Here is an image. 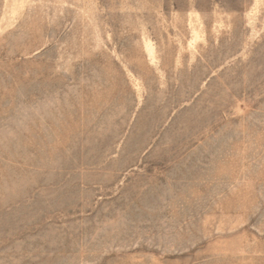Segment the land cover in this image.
Segmentation results:
<instances>
[{"label":"rangeland","instance_id":"rangeland-1","mask_svg":"<svg viewBox=\"0 0 264 264\" xmlns=\"http://www.w3.org/2000/svg\"><path fill=\"white\" fill-rule=\"evenodd\" d=\"M264 264V0H0V264Z\"/></svg>","mask_w":264,"mask_h":264},{"label":"bare ground","instance_id":"bare-ground-1","mask_svg":"<svg viewBox=\"0 0 264 264\" xmlns=\"http://www.w3.org/2000/svg\"><path fill=\"white\" fill-rule=\"evenodd\" d=\"M259 264V263H258Z\"/></svg>","mask_w":264,"mask_h":264}]
</instances>
